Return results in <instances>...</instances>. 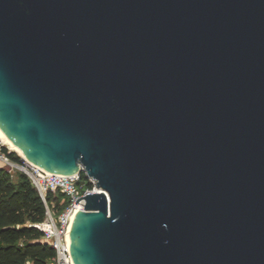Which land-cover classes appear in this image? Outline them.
Returning a JSON list of instances; mask_svg holds the SVG:
<instances>
[{
  "label": "water",
  "instance_id": "95a60500",
  "mask_svg": "<svg viewBox=\"0 0 264 264\" xmlns=\"http://www.w3.org/2000/svg\"><path fill=\"white\" fill-rule=\"evenodd\" d=\"M0 130L74 264H264V0H0Z\"/></svg>",
  "mask_w": 264,
  "mask_h": 264
},
{
  "label": "trees",
  "instance_id": "16d2710c",
  "mask_svg": "<svg viewBox=\"0 0 264 264\" xmlns=\"http://www.w3.org/2000/svg\"><path fill=\"white\" fill-rule=\"evenodd\" d=\"M10 156L19 160L14 152ZM14 176L0 167V264H48L54 252L32 226L44 220L45 204L25 174ZM61 197L48 192L45 201L48 206L54 201L58 213L65 205H58Z\"/></svg>",
  "mask_w": 264,
  "mask_h": 264
},
{
  "label": "built area",
  "instance_id": "2783aa9c",
  "mask_svg": "<svg viewBox=\"0 0 264 264\" xmlns=\"http://www.w3.org/2000/svg\"><path fill=\"white\" fill-rule=\"evenodd\" d=\"M11 152L0 141V167L10 175L16 172L25 174L45 204L44 220L32 226L41 232L43 240L54 252L48 264H74L70 252V230L77 211L83 210L85 204L83 198L78 203L75 201L86 194L100 192L95 180L87 175L83 167L71 175L57 174L43 170L20 156L19 160H15L11 158ZM48 192L62 194L58 205H65L60 212L53 210L54 201L47 205L45 196Z\"/></svg>",
  "mask_w": 264,
  "mask_h": 264
},
{
  "label": "bare ground",
  "instance_id": "6f19581e",
  "mask_svg": "<svg viewBox=\"0 0 264 264\" xmlns=\"http://www.w3.org/2000/svg\"><path fill=\"white\" fill-rule=\"evenodd\" d=\"M0 141L2 144L8 146L10 150H13L18 156H20L22 159L26 160L27 162L35 165L22 151L21 149L14 144L13 141H11L1 130H0ZM50 172V171H48Z\"/></svg>",
  "mask_w": 264,
  "mask_h": 264
},
{
  "label": "rangeland",
  "instance_id": "374dc122",
  "mask_svg": "<svg viewBox=\"0 0 264 264\" xmlns=\"http://www.w3.org/2000/svg\"><path fill=\"white\" fill-rule=\"evenodd\" d=\"M7 147H8V146H7ZM8 148H9V147H8ZM9 149H10V148H9ZM12 151H13V150H12ZM13 152H14V151H13ZM14 153H15V152H14ZM15 154H16V153H15ZM16 155H17V154H16ZM9 175H10V174H9ZM10 177H11L12 180H15V176H14V174H11Z\"/></svg>",
  "mask_w": 264,
  "mask_h": 264
}]
</instances>
